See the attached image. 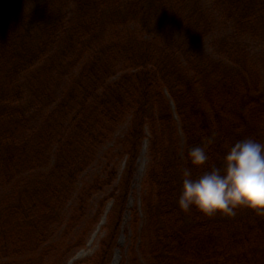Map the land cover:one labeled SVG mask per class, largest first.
Here are the masks:
<instances>
[{
  "label": "trees",
  "instance_id": "1",
  "mask_svg": "<svg viewBox=\"0 0 264 264\" xmlns=\"http://www.w3.org/2000/svg\"><path fill=\"white\" fill-rule=\"evenodd\" d=\"M246 137L264 142V0H0V264H66L111 203L74 263L110 264L145 141L120 264H264V214L177 205L185 167Z\"/></svg>",
  "mask_w": 264,
  "mask_h": 264
},
{
  "label": "clouds",
  "instance_id": "2",
  "mask_svg": "<svg viewBox=\"0 0 264 264\" xmlns=\"http://www.w3.org/2000/svg\"><path fill=\"white\" fill-rule=\"evenodd\" d=\"M187 155L194 166L210 159L205 143L190 147ZM177 205L183 211L196 208L205 215H235L239 208L264 214V142L254 137L235 141L219 164H211L195 178L185 167Z\"/></svg>",
  "mask_w": 264,
  "mask_h": 264
},
{
  "label": "rangeland",
  "instance_id": "3",
  "mask_svg": "<svg viewBox=\"0 0 264 264\" xmlns=\"http://www.w3.org/2000/svg\"><path fill=\"white\" fill-rule=\"evenodd\" d=\"M223 33V30L219 29L215 35L213 34L209 38H207L204 42V48L208 50L210 53H214L216 51L215 43ZM251 47L253 48V52L258 53L263 50V47L261 46V43L252 42ZM128 127V123H126L124 126L120 128L118 131V135L122 136ZM104 150L101 151L97 162L92 166L83 176V180L87 181L92 178L96 173H98L101 170L102 165V158H103ZM149 163V155H148V141H145L144 146L141 150L140 156L138 158L137 163V172L134 177V181L132 184V191L128 202V212L126 213L123 229L121 231V234L119 236L118 241V247L115 249L112 259L110 261V264H113L114 260H117V264H120L122 258L126 255L129 245H130V231H129V222L131 219V211L130 209L137 206L141 210V200H142V183L144 180V177L146 175L147 167ZM121 170L124 168V163L121 164ZM111 203L106 208L105 215L102 217L99 225L94 229V231L89 236L87 243L84 248L78 249L73 252L72 256L69 258L66 264H74L78 260L84 259L88 256H91L98 248L100 240L104 237L105 231L103 229V226L106 223V214L111 208ZM142 216V214H141Z\"/></svg>",
  "mask_w": 264,
  "mask_h": 264
},
{
  "label": "bare ground",
  "instance_id": "4",
  "mask_svg": "<svg viewBox=\"0 0 264 264\" xmlns=\"http://www.w3.org/2000/svg\"><path fill=\"white\" fill-rule=\"evenodd\" d=\"M113 264H117V260L116 259L114 260Z\"/></svg>",
  "mask_w": 264,
  "mask_h": 264
}]
</instances>
